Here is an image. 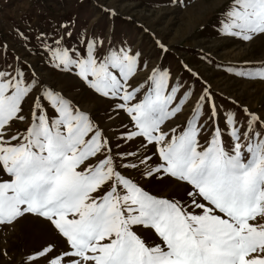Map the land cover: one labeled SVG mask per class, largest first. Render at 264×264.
Here are the masks:
<instances>
[{"label":"snow or ice","instance_id":"6c2138e0","mask_svg":"<svg viewBox=\"0 0 264 264\" xmlns=\"http://www.w3.org/2000/svg\"><path fill=\"white\" fill-rule=\"evenodd\" d=\"M220 23L223 34L245 41L264 34V0H230ZM49 51L56 67L75 69L95 92L121 101L116 107L127 112L136 129L126 139L144 137L156 146L161 162L147 175L169 174L191 190L187 202L161 198L125 178L111 155L91 163L111 149L90 114L63 94L27 82L22 71H0V177H8L0 178V223L35 214L67 244L55 257L52 245L42 248L28 257L32 264L43 257H49L48 264H264V120L259 115L244 108L247 123L241 126L234 115L227 116L229 143L216 125L201 145L204 103L209 120L217 115L207 89L183 129L166 131L165 123L185 103L178 100V86L169 90L166 71L153 69L146 89L133 87L129 81L146 68L139 53L110 49L98 58L95 41L88 42L85 55L67 48ZM239 75L264 79V68ZM37 88L26 118L22 105ZM48 108L55 115L49 116ZM26 119L24 133L9 131L13 122ZM137 226L158 240L142 238Z\"/></svg>","mask_w":264,"mask_h":264},{"label":"rangeland","instance_id":"374dc122","mask_svg":"<svg viewBox=\"0 0 264 264\" xmlns=\"http://www.w3.org/2000/svg\"><path fill=\"white\" fill-rule=\"evenodd\" d=\"M229 3L230 0H0V71L13 75L22 71L27 82L35 80L63 94L90 114L111 149L91 163L111 155L121 174L149 193L187 202L189 184L163 172L146 174L161 162L156 146L144 137L126 139L136 129L127 112L116 107L121 101L95 92L75 74V69L56 67L49 49H75L85 55L88 42L95 41L98 58L106 56L110 49L139 53V61L146 68L129 81L133 87L144 84L146 89L153 69L166 71L169 90L178 86V100L185 101L182 111L163 126L166 131L183 129L207 89L217 115L209 120V104L204 103L199 123L206 127L199 142L206 145L213 127L218 125L227 145V116L234 115L238 126L246 125L243 109L247 108L264 120V79L239 75L264 68V34L248 41L223 34L220 22ZM39 92L37 88L23 103L26 118ZM48 114L55 115L51 108ZM29 123V119L15 121L9 131L24 133ZM145 157L151 159L141 163ZM132 164L136 166L122 167ZM0 178L8 179L6 175ZM134 230L142 238L158 240L154 232L142 226ZM49 245L53 246V257L67 249L65 238L42 217L26 213L12 223H0V264H32L28 257ZM48 259L40 258L35 264H48Z\"/></svg>","mask_w":264,"mask_h":264}]
</instances>
